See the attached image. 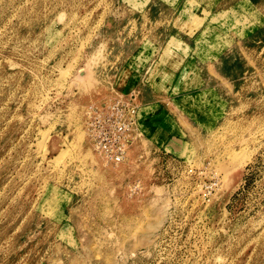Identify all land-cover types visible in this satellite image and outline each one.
<instances>
[{
    "label": "rangeland",
    "instance_id": "1",
    "mask_svg": "<svg viewBox=\"0 0 264 264\" xmlns=\"http://www.w3.org/2000/svg\"><path fill=\"white\" fill-rule=\"evenodd\" d=\"M0 264H264V0H0Z\"/></svg>",
    "mask_w": 264,
    "mask_h": 264
},
{
    "label": "built area",
    "instance_id": "2",
    "mask_svg": "<svg viewBox=\"0 0 264 264\" xmlns=\"http://www.w3.org/2000/svg\"><path fill=\"white\" fill-rule=\"evenodd\" d=\"M87 130L97 154L113 164L127 157L137 107L129 99L110 100L89 112Z\"/></svg>",
    "mask_w": 264,
    "mask_h": 264
},
{
    "label": "bare ground",
    "instance_id": "3",
    "mask_svg": "<svg viewBox=\"0 0 264 264\" xmlns=\"http://www.w3.org/2000/svg\"><path fill=\"white\" fill-rule=\"evenodd\" d=\"M44 133V132H43ZM43 133H41V134H43ZM42 136V135H41ZM45 136H43V138H44ZM46 137H47V134H46ZM47 138H49V137H47ZM43 141H47L46 140V138H45V140H43ZM45 155V154H44ZM45 158V157H44Z\"/></svg>",
    "mask_w": 264,
    "mask_h": 264
}]
</instances>
